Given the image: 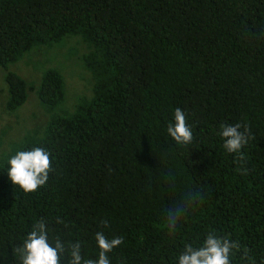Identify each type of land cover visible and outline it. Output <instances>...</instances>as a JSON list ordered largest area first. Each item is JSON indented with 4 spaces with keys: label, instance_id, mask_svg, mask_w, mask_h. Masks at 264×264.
Instances as JSON below:
<instances>
[{
    "label": "trees",
    "instance_id": "1",
    "mask_svg": "<svg viewBox=\"0 0 264 264\" xmlns=\"http://www.w3.org/2000/svg\"><path fill=\"white\" fill-rule=\"evenodd\" d=\"M70 35L91 48L84 62L94 95L16 149L50 152L44 187L24 194L11 183L16 151L0 165V264H19L13 249L41 217L50 239L80 241L89 258L98 256L96 232L122 236L111 264H178L184 246H201L209 232L249 250L250 261L236 253L232 264H264V0H0L8 111L23 107L30 89L10 66ZM38 97L48 111L63 105L57 70L45 71ZM176 108L191 145L167 133ZM236 123L254 137L246 163L219 135ZM193 190L203 199L169 236L167 209Z\"/></svg>",
    "mask_w": 264,
    "mask_h": 264
},
{
    "label": "clouds",
    "instance_id": "2",
    "mask_svg": "<svg viewBox=\"0 0 264 264\" xmlns=\"http://www.w3.org/2000/svg\"><path fill=\"white\" fill-rule=\"evenodd\" d=\"M167 133L177 145L187 146L193 143L192 127L182 109H175L174 123L169 124ZM219 135L223 139L224 149L228 153L238 154L237 160L246 163L242 150L254 138L249 126L241 123L222 124ZM7 165L9 180L24 194L35 193L44 187L54 170L50 152L42 147L16 151L7 159ZM236 171L247 174L248 169L238 167ZM171 179L170 174L169 180ZM202 199L201 192L193 190L186 193L181 202L167 209L165 219L169 236L175 235L178 225ZM101 224L105 228L109 226L107 220L101 221ZM50 231L49 223L43 217L32 225L26 238L13 249L19 264H61L62 257L67 258L68 264H111L108 254L124 242L122 236L109 239L103 231H98L94 237L99 249L98 256L89 258L82 254L80 241L65 242L58 236L50 239ZM236 253H240L243 260H251L249 250L239 241L209 232L201 246L193 247L191 244L184 246L183 252L178 257V264H232V257Z\"/></svg>",
    "mask_w": 264,
    "mask_h": 264
},
{
    "label": "rangeland",
    "instance_id": "3",
    "mask_svg": "<svg viewBox=\"0 0 264 264\" xmlns=\"http://www.w3.org/2000/svg\"><path fill=\"white\" fill-rule=\"evenodd\" d=\"M90 52L82 37L70 35L52 46L33 49L11 65L9 70L21 76L30 88L27 103L15 112L7 110V71L0 67V165L28 136L42 135L54 117L74 112L81 99L93 97L95 80L84 62ZM49 69L62 75L66 91L63 105L54 111L46 110L38 97L43 74Z\"/></svg>",
    "mask_w": 264,
    "mask_h": 264
}]
</instances>
